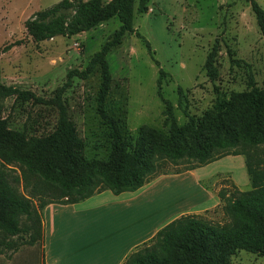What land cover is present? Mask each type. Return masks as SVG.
<instances>
[{"label": "trees", "instance_id": "trees-1", "mask_svg": "<svg viewBox=\"0 0 264 264\" xmlns=\"http://www.w3.org/2000/svg\"><path fill=\"white\" fill-rule=\"evenodd\" d=\"M150 1L139 0L138 12H146ZM250 2L264 34V8L256 0ZM134 6L135 0H61L26 21L36 42L76 35L116 16L121 25L87 68L71 70L67 82L50 98L4 84L0 73V255L21 244L37 243L44 255L43 211L50 203H77L104 190L116 195L135 192L167 162L192 163L173 173L178 174L228 155H244L252 188L241 191L234 185L235 191L220 189L227 221L182 214L133 250L123 264H230L241 250L264 256V151L258 148L264 144V89L251 83L249 90L228 97L216 87L213 107L201 116L190 115L186 125L178 123L167 102L169 132L143 126L137 140L126 137L118 120L106 110L111 74L105 56L135 30ZM217 53L215 45L205 63L212 81L219 77ZM98 64L103 80L97 109L108 127L106 157L87 154L86 141L71 119L64 97L75 77L88 78ZM11 97L20 103L55 107L59 113L55 127L42 134L27 126L12 127L3 116L4 101ZM14 166L21 170L20 175L12 173ZM22 180L25 189L32 186L29 196L18 187Z\"/></svg>", "mask_w": 264, "mask_h": 264}, {"label": "rangeland", "instance_id": "rangeland-1", "mask_svg": "<svg viewBox=\"0 0 264 264\" xmlns=\"http://www.w3.org/2000/svg\"><path fill=\"white\" fill-rule=\"evenodd\" d=\"M59 1L0 0V73L4 84L50 98L67 82L68 73L86 69L120 28L116 16L76 35L36 42L26 21ZM256 1L264 8V0ZM138 3L135 0V30L105 56L111 74L106 110L118 120L126 137L137 140L143 126L169 132L167 102L172 105L178 123L186 125L190 115L201 116L213 107L216 87L228 97L249 90L251 83L264 89V34L250 0H151L144 13L138 12ZM215 45L219 77L212 81L205 63ZM102 80V67L98 64L88 78L75 77L64 95L71 119L85 139L91 157L108 154V127L97 109ZM3 116L8 117L12 127L27 126L42 134L55 127L59 113L55 107L20 103L11 97L4 101ZM258 148L264 151V144ZM191 165L188 161L167 162L149 181ZM201 167V172L214 174L209 182L217 194L222 188L235 191L234 185L241 191L252 188L244 155H228ZM14 168L12 173L20 175L21 170ZM185 177L170 178L163 187L161 196L170 200L172 207L191 197L187 186L192 177ZM18 187L27 196L32 190V186L24 188L23 180ZM111 193H97L89 203L107 199ZM34 202L38 205L39 199ZM224 204L221 200L216 208L200 215L225 222L229 217L223 210ZM92 220L96 223L93 226L104 231L100 216ZM0 264H44L42 248L37 243L21 244L17 250L6 249L0 255ZM230 264H264V256L241 250Z\"/></svg>", "mask_w": 264, "mask_h": 264}, {"label": "crops", "instance_id": "crops-1", "mask_svg": "<svg viewBox=\"0 0 264 264\" xmlns=\"http://www.w3.org/2000/svg\"><path fill=\"white\" fill-rule=\"evenodd\" d=\"M201 170L200 166L162 175L135 192L111 193L109 198L95 203H89L91 196L77 203L47 205L43 211L44 262L123 264L133 250L173 219L185 213L200 214L220 204L221 199L209 182L214 174ZM185 176L192 177L187 186L191 197L172 207L173 203L161 196L163 187L170 178L185 179ZM98 216L105 223L104 231L93 226L96 223L92 219Z\"/></svg>", "mask_w": 264, "mask_h": 264}]
</instances>
